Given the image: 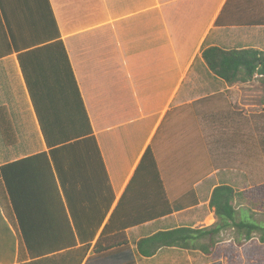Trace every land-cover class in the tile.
<instances>
[{
	"label": "crops",
	"instance_id": "obj_1",
	"mask_svg": "<svg viewBox=\"0 0 264 264\" xmlns=\"http://www.w3.org/2000/svg\"><path fill=\"white\" fill-rule=\"evenodd\" d=\"M49 2L111 189L109 206L97 183L86 192L77 247L89 243L92 255L110 220L99 249L113 253L126 243L135 264H264V78L226 84L201 59L205 41L264 53V0ZM2 50L0 37V107L17 142L6 147L0 136V166L48 152L16 54ZM147 148L157 158L165 196L145 174L134 177ZM220 184L257 190L235 199L234 220L209 254L202 252L207 238L194 242L195 250L137 254L136 243L158 232L215 225L209 201ZM185 198L191 206L174 208ZM241 224L256 230L247 235Z\"/></svg>",
	"mask_w": 264,
	"mask_h": 264
},
{
	"label": "trees",
	"instance_id": "obj_2",
	"mask_svg": "<svg viewBox=\"0 0 264 264\" xmlns=\"http://www.w3.org/2000/svg\"><path fill=\"white\" fill-rule=\"evenodd\" d=\"M0 37L1 54H16L48 150L0 166V264H96L100 256L114 260L113 264H135L126 243L116 244L113 253H103L113 247L99 249L110 220L92 255H87L89 243L77 247L82 237L77 231L79 210L88 197L86 192L97 183L98 196L109 206L111 189L49 0H0ZM201 59L226 84L251 82L256 75L264 78V53L257 50H226L205 41ZM0 136L6 147L17 142L4 107H0ZM249 159L254 161V157ZM142 174L165 196L158 161L149 148L134 177L140 179ZM256 190L237 192L218 185L209 201L217 218L215 225L158 232L136 243L137 254L149 258L171 246L195 250L197 245H191L204 238L210 250H199L209 254L216 238L234 220L235 199L250 197ZM191 204L185 198L174 208ZM240 226L248 229L247 235L256 230L252 224Z\"/></svg>",
	"mask_w": 264,
	"mask_h": 264
},
{
	"label": "rangeland",
	"instance_id": "obj_3",
	"mask_svg": "<svg viewBox=\"0 0 264 264\" xmlns=\"http://www.w3.org/2000/svg\"><path fill=\"white\" fill-rule=\"evenodd\" d=\"M10 258V257H9ZM15 258H16V254L14 255V257H13V260H15Z\"/></svg>",
	"mask_w": 264,
	"mask_h": 264
}]
</instances>
